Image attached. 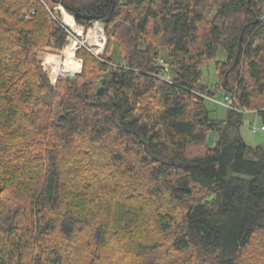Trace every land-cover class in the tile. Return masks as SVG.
I'll return each mask as SVG.
<instances>
[{"label":"trees","instance_id":"trees-1","mask_svg":"<svg viewBox=\"0 0 264 264\" xmlns=\"http://www.w3.org/2000/svg\"><path fill=\"white\" fill-rule=\"evenodd\" d=\"M57 4L109 41L52 85L36 49L67 44ZM248 111L264 126V0H0V264H264Z\"/></svg>","mask_w":264,"mask_h":264},{"label":"rangeland","instance_id":"rangeland-1","mask_svg":"<svg viewBox=\"0 0 264 264\" xmlns=\"http://www.w3.org/2000/svg\"><path fill=\"white\" fill-rule=\"evenodd\" d=\"M54 18L59 19L68 29H69V34L67 37V44L63 49H57L56 47L52 45H43V47L36 49L37 52V57L40 60L43 70L48 74L50 82L52 85H56L59 79L66 78V77H71L69 74L65 75L61 70H60V76L59 73L56 71L58 70L55 65H53L50 60L52 57L53 58H58V59H63V58H72V59H80L82 61V69L79 73L80 74L83 70V63L84 59L78 54V51L80 49H86L89 50L93 55L101 58L105 55V50L108 44V36L106 34V27L103 24L102 21H96L93 23L92 26L90 27H85L84 25H80L77 21L75 16L74 17V27H70L67 24L64 23V14L63 10L65 13L66 8L62 4H57L54 6ZM63 8V10H62ZM67 11V10H66ZM68 12V11H67ZM32 13L33 12H27L25 18L27 20H30L32 18ZM70 13V12H69ZM97 23H101L104 27L103 32L105 34L106 40L104 43V47L101 49V46L98 45L99 42H97L95 36L96 33H94V29L97 25ZM77 42V49L75 50L76 56H70L68 54L67 50V45L71 43L73 44L72 41ZM100 40V38L98 39ZM67 50L68 56H64V50ZM163 51V57L165 58V49L162 48ZM77 57V58H76ZM227 57V54L223 48H221L217 54V57L215 59H212L208 61L205 66L203 67L204 71V78L203 82L208 84L211 87H215L219 80H220V74L217 72L216 69V61L218 60H225ZM161 62H164L166 64V61L161 59ZM55 71L56 76L58 78L53 77V73ZM226 94L227 92L225 90H217L214 95L208 94L206 96V104L209 110L211 111V116L213 118L219 119V120H226L228 115H229V108H232L229 106V101L226 99ZM255 129V130H254ZM241 133L245 139V141L253 146L257 147L260 145L264 146V129H263V122L261 119V116L257 111H248L244 115V120L241 125ZM220 133L218 131H212L208 142L210 145L216 144V140L219 138ZM86 162H91V160L86 159ZM109 251V250H108Z\"/></svg>","mask_w":264,"mask_h":264},{"label":"bare ground","instance_id":"bare-ground-1","mask_svg":"<svg viewBox=\"0 0 264 264\" xmlns=\"http://www.w3.org/2000/svg\"><path fill=\"white\" fill-rule=\"evenodd\" d=\"M63 10V8H62ZM63 14H64V23L67 24L68 26L70 27H74V24H75V21H74V17L73 15H71V13L67 12L65 10V13H64V10L62 11ZM103 25L101 23H97L95 29H94V33L95 36H97L98 38H96L97 42H99V44L104 45L105 43V40H106V37H105V34L103 32ZM100 36H102V38H100ZM100 38V40H98ZM73 44L71 45V43H69L67 45V50H68V54L70 56H76L75 54V50L77 49V42L74 40L72 41ZM77 58V57H76ZM49 62H51L53 65H55V67L58 69L56 70L60 76V70L65 74H69L70 71H75L77 73H79L82 69V61L80 59H72V58H63V59H58V58H51L50 60H48ZM58 76H56L55 74V71L53 73V77L56 79L58 78ZM233 108V106H232Z\"/></svg>","mask_w":264,"mask_h":264},{"label":"built area","instance_id":"built-area-1","mask_svg":"<svg viewBox=\"0 0 264 264\" xmlns=\"http://www.w3.org/2000/svg\"><path fill=\"white\" fill-rule=\"evenodd\" d=\"M70 32V31H69ZM100 38H102V36H100ZM98 45H100L101 46V49L104 47V45H103V47H102V45L101 44H98ZM162 64H164L165 65V70L166 71H168V65L167 64H165L164 62H162ZM165 78H167V79H169L170 77L169 76H166ZM226 97V99H227V101H229V106L230 107H232L233 106V104H232V101H231V99L229 98V96L228 95H226L225 96ZM263 129H264V126H263ZM255 130V129H254Z\"/></svg>","mask_w":264,"mask_h":264},{"label":"water","instance_id":"water-1","mask_svg":"<svg viewBox=\"0 0 264 264\" xmlns=\"http://www.w3.org/2000/svg\"><path fill=\"white\" fill-rule=\"evenodd\" d=\"M104 24V23H103ZM69 75L71 76V77H75L76 75H77V72H75V71H70L69 72ZM104 87H101V88H99V90H98V93L99 94H101V93H103L104 92ZM2 192V188L0 187V193Z\"/></svg>","mask_w":264,"mask_h":264},{"label":"crops","instance_id":"crops-1","mask_svg":"<svg viewBox=\"0 0 264 264\" xmlns=\"http://www.w3.org/2000/svg\"><path fill=\"white\" fill-rule=\"evenodd\" d=\"M217 141V140H216ZM213 145H215V144H213Z\"/></svg>","mask_w":264,"mask_h":264}]
</instances>
